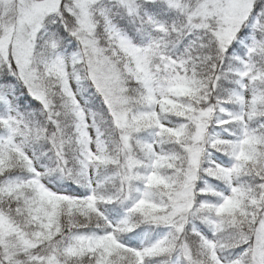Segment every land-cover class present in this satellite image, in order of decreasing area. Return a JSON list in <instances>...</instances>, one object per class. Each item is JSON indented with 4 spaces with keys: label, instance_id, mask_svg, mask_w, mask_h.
Returning a JSON list of instances; mask_svg holds the SVG:
<instances>
[{
    "label": "trees",
    "instance_id": "1",
    "mask_svg": "<svg viewBox=\"0 0 264 264\" xmlns=\"http://www.w3.org/2000/svg\"><path fill=\"white\" fill-rule=\"evenodd\" d=\"M257 1L255 16L263 14L264 0ZM137 6L136 17L117 18L119 26L141 48L158 40L165 55L181 65L188 91L174 109L156 108L145 85L125 70L131 120L143 131L132 136L128 151L110 111L77 67L80 94L92 99H87L86 107L105 146L102 156L92 162L94 186L87 177L88 151L77 130L81 122L74 102L62 91L61 79L45 72L56 57L57 45L72 47L66 28L46 23L35 41L32 66L45 104L0 61V264H214L207 255V241L228 260L252 254L264 213V145L237 158L235 145L247 126L264 122V42L259 36V46L248 48L240 36L232 50L221 55L214 22L188 21L159 0H138ZM137 18L158 21L161 29L148 36L150 30L141 29ZM236 49L251 54L248 64L243 56L232 54ZM129 66L135 70L133 61ZM244 69L258 96L248 121L238 109L241 98L236 90ZM205 107H212V125L222 129L224 138L211 134L212 145H206L197 173L205 180L198 184L186 222L177 227L164 220L174 210L173 200L186 180L193 117ZM12 109L20 114L17 122L8 118ZM15 138H24L33 159L62 192L55 200L43 205L33 201L30 183L35 172L9 155ZM235 162L228 176L226 166ZM131 176L137 183L128 182ZM141 185L149 199L126 209L122 202L127 191H137ZM110 217L118 218L119 224L113 227ZM97 236L112 242L113 258L102 261L87 245Z\"/></svg>",
    "mask_w": 264,
    "mask_h": 264
},
{
    "label": "rangeland",
    "instance_id": "2",
    "mask_svg": "<svg viewBox=\"0 0 264 264\" xmlns=\"http://www.w3.org/2000/svg\"><path fill=\"white\" fill-rule=\"evenodd\" d=\"M159 1L185 14L188 21H197L199 18L201 22V18H204L209 20L207 22H214V33L221 55L226 54L240 36L241 42H244L248 48L259 46L257 44L259 36L262 39L260 42H264V6L261 7L262 15L253 14L257 0ZM137 5L138 0H0V61L11 68L12 72L17 73L26 90L42 104H45L46 97L38 84L39 79L32 66L35 41L46 23L53 22L59 26L62 24L61 26L66 28L72 47L59 48L57 45L56 57L45 72L55 80L61 79L62 91L74 102L73 109L81 122L77 130L88 151L87 177L91 180L92 186L96 185L94 182L96 170L92 162L102 156L105 146L100 132L93 127L90 110L86 107L88 100L92 101V99L87 98V100L80 94L82 84L77 67L87 74L90 84L99 96L98 101L105 104L110 111L116 127L122 134V145L128 151L131 150L132 136L140 133L142 128L131 120L130 100L123 84V72L127 70L133 74L136 82L145 85L156 108L174 109L188 91L187 82L181 74V65L165 55L158 40L151 41L146 47L141 48L134 44L132 37L120 27L121 25L119 26L117 18L123 14L129 17L137 16ZM135 22L141 26V29L150 30L148 36L161 29L160 23L155 20L152 23L137 18ZM107 50L110 56L107 55ZM235 53L243 56L242 59L246 64L250 62V53L246 55L245 50L239 53L238 49L232 52ZM132 61L135 70L129 66ZM240 76L237 88L235 87L241 98V106L238 109L244 113L242 118L248 121V114L254 111L258 96L252 86L253 79L246 75L245 69ZM213 117L215 112L212 107H205L197 112L192 120V132L189 145L186 146V180L173 200L174 210L164 220L169 224L176 223L177 227H181L186 222L185 215L192 207V200L200 186L198 184L204 181V178L197 176V173L206 145L209 147L212 145L211 134L219 139L224 138L222 129H215L212 125ZM8 118L17 122L21 117L15 109H12L8 113ZM167 124L175 126L169 120ZM153 138L155 144L158 143V135ZM13 141L16 146L9 151L10 157L18 163L27 164L28 168L35 172L33 182L30 183L33 201L43 205L55 200L62 192L48 179L44 169L33 159L27 142L24 138H15ZM262 145H264V122L256 126L249 125L244 129L240 142L235 145V158L245 156L254 148L258 150ZM236 165L235 162L226 166L228 176H232ZM130 179L135 182L132 176L128 182ZM148 199L149 192L142 186L137 191H127L122 203L126 209H130L138 201L145 202ZM110 219L113 227L119 224L118 218L110 217ZM98 239V236L90 239L87 245L95 249L100 260L107 261L113 258L112 242ZM0 241L2 242V238ZM206 250L214 264H243V262L264 264V213L259 222L250 257L244 256L240 259L238 255L235 259L228 260L216 250L212 241L206 242Z\"/></svg>",
    "mask_w": 264,
    "mask_h": 264
}]
</instances>
